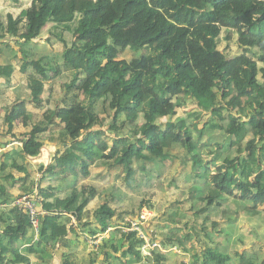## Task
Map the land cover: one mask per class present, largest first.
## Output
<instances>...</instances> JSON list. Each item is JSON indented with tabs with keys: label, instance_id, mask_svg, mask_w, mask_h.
<instances>
[{
	"label": "trees",
	"instance_id": "trees-1",
	"mask_svg": "<svg viewBox=\"0 0 264 264\" xmlns=\"http://www.w3.org/2000/svg\"><path fill=\"white\" fill-rule=\"evenodd\" d=\"M49 24L60 30L59 35L52 31L63 45L60 65L47 53L29 57L24 52ZM222 29L236 32L240 49L259 50L262 67L245 53L228 57L221 52ZM65 33L72 37L69 44ZM8 37L15 39L19 50L0 64V79L10 80L15 71L12 59L20 53L21 70L31 69L27 79L31 103L38 107L44 94L50 96L52 86L46 93V84L62 73L68 81L41 121H32L24 101L15 102L6 114L5 138L20 135L12 133L18 121L30 131L22 135L21 147L13 149V155L2 153L1 179L10 188L19 182V197L36 190L41 213L35 238L28 215L10 206L18 196L0 183L4 206L0 264H33L32 260L52 264L55 248L63 249L62 264H233L230 255L219 251L216 235L223 230L218 223L211 224V231L205 227L209 216L201 223V233L190 227L200 237L196 241L200 251L187 247L191 233L178 235L180 229L165 225L168 235L160 247L191 251L188 263L162 248L144 256L143 239L136 232H124L126 223L113 225L116 211L111 205L120 192L77 185L79 179L90 177L94 166L108 173L118 167L125 173L123 185L130 188L134 170L145 173L148 165L160 169L174 159V149H181V164H190V178L199 180L201 191H208V196L192 197L204 204L195 217L210 207L216 212L222 202L231 200L235 217L244 204L254 216L264 213L257 210L264 206V0H32L16 15L7 12L5 20L0 13V45L10 48ZM126 52L133 54L131 61L119 59ZM179 107H191L189 123L174 119ZM106 111L111 117L107 131L115 134L110 139L96 129ZM218 131L224 137L222 144L216 142ZM47 142L58 148L46 168L38 167L41 180L54 178L61 186L49 183L41 188V182L34 180L26 186L34 178L26 158L37 157ZM9 165L20 178L7 171ZM60 191L64 192L58 195ZM98 199L91 219L83 223L89 203ZM144 207L142 200L139 209ZM73 217L89 237L114 230L102 238L97 251L80 254ZM234 255L239 264H264V258L246 250Z\"/></svg>",
	"mask_w": 264,
	"mask_h": 264
},
{
	"label": "rangeland",
	"instance_id": "rangeland-1",
	"mask_svg": "<svg viewBox=\"0 0 264 264\" xmlns=\"http://www.w3.org/2000/svg\"><path fill=\"white\" fill-rule=\"evenodd\" d=\"M22 1L24 0H20L16 4H19ZM31 1L32 0H30L28 3H25L24 5L10 6L5 8L1 7L0 13L3 17V20H5L7 12H11L16 15L22 8L29 6ZM4 2L5 0H0V3L3 4ZM5 4L8 3L5 2ZM52 31L53 33H56L55 35L60 34V30L54 31L51 24H49L42 30L40 36L32 42L31 47L37 46L39 52H44L42 54L47 53L48 59H51L54 63L60 65L62 63L61 54L63 51V45L52 35ZM63 37L68 44L72 40V37L69 33H65ZM5 40V42L8 41L11 44L10 48H18V46H16L17 44L14 38L8 37V40ZM27 47L25 48L27 49ZM218 49L228 57H234L239 54L245 53L246 55L254 59V61H256L258 68L262 67L259 50L252 49L247 52L240 49L238 45V35L233 30L222 29L220 37L218 39ZM25 52L27 54V51ZM132 58L133 54L129 52L123 54L121 53L119 55L120 60L124 59L126 61H131ZM67 81L68 76H66V73L64 72L58 78H55L49 84H46V93L49 87L52 86V99L54 100L55 98L60 97L62 93L61 85L63 83H66ZM260 81L261 83L263 82L262 79H260ZM190 110L191 107L177 108V115L174 119L184 118L189 123L190 120L187 115L188 113H190ZM101 114L102 124L99 127H96V129L106 132L105 134L107 135L108 139L113 138L115 136L114 132L107 131L108 126L111 122L110 111H106V113L102 112ZM207 120L208 117H204L202 122H206ZM201 127L202 124L199 125V128ZM5 135L6 132L5 134H1L2 137H4ZM216 142L220 144L224 142V137L219 131L216 132ZM139 145L142 146L140 142ZM171 155L174 157V159L172 161L165 162L160 169L158 167L153 168L152 166L148 165L145 173L134 170V173H132L133 178L130 182V188H126L123 185L122 180L124 178L123 174L125 173H123L121 168H114L109 171L110 173L103 170V172L108 175V178H106L107 180L105 179L106 181L104 180L101 188L107 187L108 189H110V187H113L116 191L120 192L115 194V198H118H116L117 200L111 205L116 211V216L113 219V225H121L126 223V227L123 228V231L126 232L127 223H129V221H131L132 219L137 218L141 212L145 211L148 212L150 216L147 222L143 224L144 232L142 233V235L143 238L148 241V244L145 245V249L142 250V254L144 256L149 255L150 250H152L153 248H157L158 245L159 248H162L160 247L161 241H164L168 235V229L165 228L166 224L172 229H180L181 231L178 232V235L191 233L193 239L187 241V247H192L195 252L200 251L199 246H196V241L200 237H196L195 234L191 232L190 227L196 226V228L200 232L201 223H203L205 217L209 216L210 219L206 221L204 225L205 227H207L208 231H211V224L213 222L218 223L219 229L223 230V233L220 234V236H218L219 234L216 235V241L220 244L219 251L222 254L230 255L232 257L233 264H239L238 258L234 254L237 252H242L244 250H246L248 253L256 254L259 260L264 258V222L257 219L254 216V213H250V211H248L251 209V207L248 204H244L242 207H239L237 213L244 219L242 222H231V218H228L232 217V219H235L237 217H235L234 214L226 213L227 208L228 210L235 209L234 202H232L231 199L230 203L222 202V204L217 207L216 212H214L210 207L206 208L207 210L204 211V214H200L199 217H195V215H197V211L201 207H204V204L193 201L192 197L208 196V191H201L202 184L199 182V180L190 178V164L184 166L181 164V162H183L182 160L184 156V153L181 149H174V151L171 152ZM204 157L208 158L210 156L207 153H204ZM91 169V172L98 171L99 167L94 166ZM143 177H146L144 178L145 180L142 179ZM88 184L95 185L96 183H93V180L92 182L88 183L87 180L82 181L79 179L77 187H82L83 185ZM197 189L198 191L195 192V190ZM30 194L32 193L26 195ZM142 200L146 202V207L140 210L139 204ZM233 201L235 200L233 199ZM99 202V199L94 200L91 204L92 209H95L98 206ZM149 205L152 207V209H149ZM257 210H261L262 212H264V206L259 207ZM89 214L90 212H88V215L84 217L83 223L87 218L91 219L92 213L90 215ZM72 223V229H74L80 237V244L76 251H78L80 254L88 253L93 250L97 251V248L99 246L97 242L100 240V237L104 236L107 233L101 236L89 238V234L81 230L74 217L72 218ZM233 231H240V233H236L234 237L231 238V240H227V242L230 243H227L229 244V247L225 251L223 250L224 242L227 239L228 235L233 233ZM84 234H86L87 236H84ZM198 235L203 239L205 238L204 235ZM152 238L153 243L150 240ZM75 239L76 238L74 237L73 240ZM83 242H86L85 247L82 246ZM162 252L175 254L177 257L181 258L182 262L185 263H188L192 258L191 251L183 252L177 246H175L174 248H168L167 250L162 248ZM52 259L51 263L54 262Z\"/></svg>",
	"mask_w": 264,
	"mask_h": 264
},
{
	"label": "crops",
	"instance_id": "crops-1",
	"mask_svg": "<svg viewBox=\"0 0 264 264\" xmlns=\"http://www.w3.org/2000/svg\"><path fill=\"white\" fill-rule=\"evenodd\" d=\"M30 0H24L22 2H20L19 4L16 3H8L5 4V2L2 4L0 3V8H5V7H10V6H18V5H24L25 3H28ZM3 5V6H2ZM1 10V9H0ZM32 44L27 47V49H24V52L27 51L29 57L30 56H37V53H44V52H39V49L37 48V46H33L31 47ZM8 50V51H7ZM13 50L18 51L19 48L16 47H11V48H7V47H3L2 45H0V64L6 62V60H9L12 57V53ZM26 53V52H25ZM17 61V63H16ZM12 64L15 67V71L13 73V75L11 76L10 80L6 81L4 79H0V145H6L5 147L0 146V157L2 155V153H5L6 151H9L10 155H13V149H15L17 146L21 147V141L24 138V136H22L24 133H28L30 131V129L28 127H23V125L18 121L15 123L13 132L14 134H20L16 139H12L10 135H7L6 138L2 137L1 134H5V132H8V128L6 123L4 122L6 114L8 113L9 109L11 108V106L17 102V101H24L26 103L25 107L26 110L29 114L32 115V121L36 122V121H41L42 117L45 113L46 110L48 109H53L54 107V101L59 99L60 97L55 98L54 100L52 99L51 95L49 96L48 94H44L41 98V104L37 107L36 105H34L33 103L30 102V91L28 89V74L31 72V69H28L26 72H23L21 70V54H18L17 58H13L12 59ZM8 141H10L11 143H8ZM49 144L43 146L40 150V153L37 157H27L26 159V168H28L30 170V172H33L34 178H29L26 182V186H29L32 182V180H34L35 183H39L41 188H44L47 186V184L52 183L54 184V186L59 187L61 186V182L60 181H55L54 178H48L45 180H41V176L42 173L39 172L38 167L39 166H43L44 168H46L50 163H51V159L54 156L56 149L58 148L57 144L54 143H50L47 142ZM16 156V155H14ZM13 156V157H14ZM16 159V157H14ZM92 170V169H91ZM8 172H11L15 178L18 179V177H21V174L15 170L13 167H11V165H9V167L7 168ZM98 174V175H96ZM0 175H1V171H0ZM108 178V175L103 172L102 168H99L98 171H93L90 174V177L87 179H80L82 181L87 180L88 183L92 182L96 183L95 185L102 187V183L104 182V180ZM107 180V179H106ZM105 180V181H106ZM0 183L6 185L7 187L10 188L11 184L6 183L3 179H1L0 176ZM19 182H17L13 187L10 188V192L11 194H13L14 196H18L20 194V187L18 185ZM36 186L38 187L37 184H35V189ZM103 188H107V187H103ZM197 190H195V192H197ZM64 191H60L58 193V195H61ZM194 192V194H195ZM193 194V192H192ZM19 197V196H18ZM93 202V201H92ZM92 202L89 203L88 207L86 208L87 214L88 212L93 213V209L91 207ZM228 203V202H227ZM95 210V209H94ZM233 210H227L228 214H233ZM89 214V215H90ZM92 215V214H91ZM90 217V216H89ZM257 219H259L260 221L264 222V213L255 216ZM231 218V222L237 221V222H242L244 219L242 217H240V215H238L235 219H232V217H228ZM88 219V218H87ZM245 224V223H244ZM114 228H110L109 231L107 232V234H105L102 237H108L110 232L113 231ZM236 233H240V231H233V233L229 234L227 239L224 242L223 246H227L229 247L230 242H227V240H231L232 237H234V235ZM84 236H87L86 234H84ZM97 236H101V235H97ZM102 237L100 238V240L98 241V244L100 243V241L102 240ZM74 237L71 236V239H73ZM91 238V237H89ZM63 253V249H59V248H55L54 252H53V261L52 264H62V254ZM102 258V257H101ZM34 260H32V263Z\"/></svg>",
	"mask_w": 264,
	"mask_h": 264
},
{
	"label": "built area",
	"instance_id": "built-area-1",
	"mask_svg": "<svg viewBox=\"0 0 264 264\" xmlns=\"http://www.w3.org/2000/svg\"><path fill=\"white\" fill-rule=\"evenodd\" d=\"M39 202H40V198L38 197L37 191L35 190L30 195H25V196L16 198L10 204L11 207H17V208L21 209L22 211H24L28 215L30 223L33 227V233L35 234V238L37 237V234H38V224H39L38 216L41 213L40 207L38 206ZM2 207H4V206L0 205V208H2ZM149 216H150V214L148 212H145V211L141 212L137 218L129 221L130 225L126 229V231L136 232L138 234V236L141 239H143V241H144L143 249H145V245L148 244V241L146 239H144L143 235H142V233L144 232L143 224L147 222V220L149 219ZM157 248H159V245Z\"/></svg>",
	"mask_w": 264,
	"mask_h": 264
},
{
	"label": "clouds",
	"instance_id": "clouds-1",
	"mask_svg": "<svg viewBox=\"0 0 264 264\" xmlns=\"http://www.w3.org/2000/svg\"><path fill=\"white\" fill-rule=\"evenodd\" d=\"M107 232H108V231H107ZM107 232H106V233H107Z\"/></svg>",
	"mask_w": 264,
	"mask_h": 264
}]
</instances>
